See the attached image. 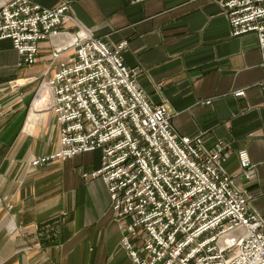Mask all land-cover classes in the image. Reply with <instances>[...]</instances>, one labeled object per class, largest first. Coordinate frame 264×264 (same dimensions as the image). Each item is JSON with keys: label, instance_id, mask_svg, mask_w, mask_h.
I'll use <instances>...</instances> for the list:
<instances>
[{"label": "crops", "instance_id": "obj_1", "mask_svg": "<svg viewBox=\"0 0 264 264\" xmlns=\"http://www.w3.org/2000/svg\"><path fill=\"white\" fill-rule=\"evenodd\" d=\"M29 1L48 9L69 1L94 39L108 46L126 42L125 66L138 73L153 105H166L178 136L203 134L208 149L218 140L229 144L225 170L250 194L264 233L263 72L253 34L231 37L209 0ZM39 49L38 65L18 68L11 41H0V264H132L104 184L83 177L99 169L100 151L30 165L52 154L58 139L47 103L34 98L36 82L24 80L47 70L48 42ZM240 89L244 96L235 97ZM239 150L252 165L250 182L240 176Z\"/></svg>", "mask_w": 264, "mask_h": 264}, {"label": "built area", "instance_id": "obj_2", "mask_svg": "<svg viewBox=\"0 0 264 264\" xmlns=\"http://www.w3.org/2000/svg\"><path fill=\"white\" fill-rule=\"evenodd\" d=\"M209 1L231 37L255 36L264 96V0ZM69 24L76 31L65 28ZM1 40L11 41L18 68L38 65L39 44L48 42L47 70L24 80L40 81L34 98L46 90L58 139L52 154L30 165L100 151L99 169L83 177L104 184L132 264H264L263 218L225 170L229 144L218 140L208 149L203 134L178 136L166 105H153L137 84L138 73L125 66L126 42L108 46L94 39L69 1L48 9L29 0H0ZM236 155L240 176L250 182L247 152Z\"/></svg>", "mask_w": 264, "mask_h": 264}, {"label": "bare ground", "instance_id": "obj_3", "mask_svg": "<svg viewBox=\"0 0 264 264\" xmlns=\"http://www.w3.org/2000/svg\"><path fill=\"white\" fill-rule=\"evenodd\" d=\"M41 95H42L41 102H44V103L46 102L47 103L48 94H47L46 90L43 89V91L41 92ZM46 105L48 106V104H46Z\"/></svg>", "mask_w": 264, "mask_h": 264}, {"label": "rangeland", "instance_id": "obj_4", "mask_svg": "<svg viewBox=\"0 0 264 264\" xmlns=\"http://www.w3.org/2000/svg\"><path fill=\"white\" fill-rule=\"evenodd\" d=\"M39 82H40V81H36V89L38 88ZM36 89H35V91H36ZM42 91H43V89L40 90L39 93H38V95H39V97H40V98L38 99L39 102L41 101V97H42L41 92H42ZM45 103H46V102H45ZM45 103H44V104H45ZM50 116H51V115H50ZM50 123H51V121H49L48 125H50Z\"/></svg>", "mask_w": 264, "mask_h": 264}]
</instances>
